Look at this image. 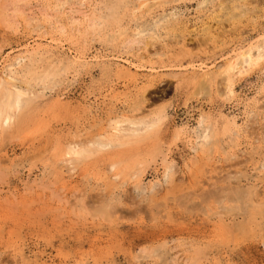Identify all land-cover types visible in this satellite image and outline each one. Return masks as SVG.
<instances>
[{
  "label": "rangeland",
  "instance_id": "rangeland-1",
  "mask_svg": "<svg viewBox=\"0 0 264 264\" xmlns=\"http://www.w3.org/2000/svg\"><path fill=\"white\" fill-rule=\"evenodd\" d=\"M61 1L0 0V77L36 47L49 50L39 71L65 68L20 126L0 134V264H264L249 206L235 208L236 195L220 189L249 186L264 200V0H148L142 14L137 0H122L106 20L97 18L104 0ZM149 30L158 35L145 46ZM247 48L263 57L222 81ZM132 113L165 117L143 139L63 163L66 141H87ZM206 130L216 133L204 142Z\"/></svg>",
  "mask_w": 264,
  "mask_h": 264
},
{
  "label": "bare ground",
  "instance_id": "bare-ground-1",
  "mask_svg": "<svg viewBox=\"0 0 264 264\" xmlns=\"http://www.w3.org/2000/svg\"><path fill=\"white\" fill-rule=\"evenodd\" d=\"M23 1V0H22ZM59 1V0H58ZM61 1V0H60ZM62 1H64V0H62ZM61 1V2H62ZM68 1V0H67ZM72 1V0H71ZM85 1H87V0H81V2L84 4L85 3ZM122 0H104V2H105V4H103L102 5V8H100V6H99V8H100V16H98L97 18H99V19H105V18H107L109 15L111 16V17H117V15L115 16V13L117 12V10L118 9H116L117 8V5L121 2ZM174 1V0H173ZM207 1V0H206ZM211 1V0H210ZM222 1V0H221ZM238 1V0H237ZM56 2H57V0H56ZM66 2V1H65ZM70 2V1H69ZM77 2H78V0H77ZM98 2V1H97ZM158 2V1H157ZM208 2V1H207ZM214 2V1H213ZM220 2V1H219ZM225 2V1H224ZM96 3V2H95ZM129 3V2H128ZM151 3H153V1L151 2ZM156 3V2H155ZM164 3V2H163ZM205 3V2H204ZM209 3V2H208ZM231 3V2H230ZM56 4V3H55ZM58 4V3H57ZM61 4V3H60ZM77 4V3H76ZM124 4H126V3H124ZM123 4V6H126V5H124ZM130 4V3H129ZM157 4V3H156ZM200 4V3H199ZM201 4H203V3H201ZM201 4L199 5V7L201 6ZM223 4V3H222ZM233 4V3H232ZM62 5L64 6V4L62 3ZM79 5V4H78ZM85 5V4H84ZM97 5V4H96ZM132 5V4H131ZM149 5L151 6L152 4H149V2H148V0H137V4H136V10L134 11L133 10V12L134 13H140V14H142V13H144L147 9H149ZM206 5V4H205ZM80 6H82L81 4H80ZM129 6V5H128ZM198 6V5H197ZM207 6V5H206ZM218 6H219V4H218ZM228 6V5H227ZM260 6V5H259ZM58 7H59V5H58ZM61 7V6H60ZM233 7V6H232ZM239 7V6H238ZM243 7V6H242ZM5 8V7H4ZM98 8V7H97ZM104 8V9H103ZM220 8H222V5H221V7ZM224 8V7H223ZM229 8H231V7H229ZM229 8H224V9H229ZM94 9V8H93ZM105 9H106V12H105ZM172 9V8H171ZM234 9V8H233ZM258 9V8H257ZM154 10V9H153ZM221 10V9H220ZM223 10V9H222ZM243 10V9H242ZM248 10V9H247ZM3 11V10H2ZM5 11V10H4ZM93 11H96V9L95 10H93ZM92 11V12H93ZM176 11V10H175ZM232 10H230V13H232L231 12ZM235 11V10H234ZM240 11H241V8H240ZM252 11V10H251ZM73 12V11H72ZM167 12H169V11H167ZM171 12V11H170ZM236 12V11H235ZM61 13V12H60ZM71 13V12H70ZM95 13V12H94ZM96 13H98L97 11H96ZM95 13V14H96ZM162 13H164V12H162ZM174 13V12H173ZM173 13H171V14H173ZM182 13V12H181ZM180 13V14H181ZM221 13V12H220ZM250 13V12H249ZM5 14H7V13H5ZM94 14V15H95ZM99 14V13H98ZM154 14V13H153ZM176 14H178V13H176ZM240 14V13H239ZM239 14H236V15H239ZM70 15V14H69ZM158 15V14H157ZM164 16H165V14H163ZM231 15V14H230ZM234 15H235V13H234ZM242 15V14H241ZM244 15V14H243ZM93 16V15H92ZM91 16V17H92ZM131 16V15H130ZM154 16V15H153ZM167 16V15H166ZM169 16V15H168ZM226 16V18H227V16L228 15H225ZM2 17V16H1ZM71 17H73V16H71ZM136 17V16H135ZM158 17V16H157ZM160 17V16H159ZM161 17H162V14H161ZM161 17H160V19H161ZM229 17V16H228ZM236 17V16H235ZM96 18V17H95ZM96 18V19H97ZM152 18V17H151ZM164 18V17H163ZM168 18H170V17H168ZM168 18H167V21H169L168 20ZM177 18L178 17H175V19L177 20ZM179 18H181V17H179ZM232 18H233V16H232ZM243 18V17H242ZM94 19V18H93ZM96 19H94V20H96ZM234 19V18H233ZM98 20V19H97ZM106 20V19H105ZM112 20V19H111ZM121 20V19H120ZM143 20V19H142ZM163 20H165V19H163ZM171 20L173 21L174 20V17L172 18L171 17ZM3 21V20H2ZM5 21V20H4ZM3 21V22H4ZM33 21V20H32ZM99 21V20H98ZM131 21V20H130ZM160 21V20H159ZM167 21H163L165 24H166V22ZM171 21V22H172ZM228 21V20H227ZM232 21V20H231ZM1 22V21H0ZM91 22V21H90ZM104 22V21H103ZM123 22V21H122ZM150 22H151V20H150ZM155 22V21H154ZM158 22V21H157ZM170 22V21H169ZM95 23H96V21H95ZM132 23V22H131ZM136 25H137V23L136 22H134ZM141 23V22H140ZM147 23V22H146ZM168 23V22H167ZM115 24V23H114ZM152 24H153V22H152ZM161 24H162V22H161ZM170 24V23H169ZM168 24V25H169ZM90 25V24H89ZM99 25H100V23H99ZM103 25H104V23H103ZM119 25H121V24H119ZM135 25V26H136ZM144 25V24H143ZM164 25V24H163ZM162 25V26H163ZM172 25H174V24H172ZM108 26H110V25H107V27ZM116 26V25H115ZM122 26V25H121ZM134 26V25H133ZM159 26V24H155V27L157 28ZM99 27V26H98ZM102 27V26H101ZM106 27V26H105ZM147 27H149V26H147ZM153 27H154V25H153ZM165 27V26H164ZM167 27V26H166ZM177 27V26H176ZM93 28H94V25H93ZM128 28V27H127ZM126 28V29H127ZM135 29H136V27H134ZM150 28H152V27H150ZM95 29V28H94ZM108 29V28H107ZM126 29H124L125 31H126ZM134 29V30H135ZM162 29V28H161ZM167 29H169V28H167ZM1 30V29H0ZM118 31H119V29H117ZM123 30V31H124ZM134 30H133V32H134ZM146 29H136V35L135 36H137V34L138 35H140V36H142V34H144ZM181 30V29H180ZM111 31V30H110ZM121 31V30H120ZM119 31V32H120ZM121 32V33H124V32ZM129 31V30H128ZM164 32V34L166 33V31L165 30H163ZM174 31V30H173ZM184 31V30H183ZM102 32V31H101ZM104 32V31H103ZM144 32V33H143ZM148 33L150 32V34H148L147 33V35H145V36H147L148 38L147 39H149L148 41H144L145 42V46H148V45H152V40H155L156 39V36L158 35V31H151V30H149V31H147ZM126 33V32H125ZM128 33V32H127ZM162 32L160 33V34H163ZM172 33V32H171ZM170 33V34H171ZM107 34H109V30H108V32H107ZM106 34V35H107ZM117 35H118V33H116ZM119 35H120V33H119ZM123 35V34H122ZM122 35H120V36H122ZM108 36V35H107ZM113 36V35H112ZM112 36H110L111 38H114V40H115V37H112ZM125 36V35H124ZM139 36V37H140ZM118 37V36H117ZM129 37H131V36H129ZM159 37H160V35H159ZM261 37V36H260ZM259 37V38H260ZM109 37H107L106 39H108ZM111 38H109V39H111ZM131 38H133V37H131ZM108 39V40H109ZM259 40V39H258ZM113 41V40H112ZM135 41V40H134ZM133 40H132V42H134ZM261 41V40H260ZM262 41H264V39L262 40ZM38 43V42H37ZM250 44V43H249ZM261 44V43H260ZM251 45V44H250ZM264 45V44H263ZM243 46V45H242ZM33 48H34V46H32ZM250 47V46H249ZM261 47V46H260ZM264 47V46H263ZM28 48V47H27ZM30 49H31V47H29ZM28 48V49H29ZM51 48V47H50ZM255 48V47H254ZM244 49V48H243ZM257 50V49H256ZM262 50V49H261ZM263 51V50H262ZM262 51H260L259 50V52H258V54L254 57L252 54H251V52H252V50H251V48H247L245 51L243 50L242 52H240V53H238L237 55L233 52V54H235L236 55V57L235 58H232L231 60H229L227 63H226V67H225V70H224V72H222V69L220 70L223 74H225L224 76H225V79H223L222 78V81L223 80H227V81H224V82H229L232 78H231V75H232V73L235 71V70H237V72H239V74L241 73V72H244V71H246V70H244V68H246V67H250L252 64H254V65H257L255 62H257L256 60H258V59H260L261 57H263V52ZM21 52V51H20ZM48 52H49V50L47 49V48H40V47H36V48H34L32 51H30L29 52V50H28V55L27 56H23V57H17L18 59L13 63V64H7L8 66V70L3 74L4 76H2V77H0V134L2 133V132H7V130H10V129H12V128H14L15 127V124H17V127H19L20 126V124L24 121V119H25V117L27 116V113L28 112H30V110H32L33 108H37L38 107V105H37V103H35L39 98H41L42 96L44 97V90L46 89H48V88H51L52 89V85H54L55 83H58V82H56L57 81V79H56V77H58V76H60L61 74H60V72H61V70L62 71H64L65 70V68L64 69H59V68H56V69H46V70H43V71H39L38 69V66L36 65L40 60H43V59H46V58H48ZM239 52V51H238ZM256 52V51H255ZM231 54V53H230ZM230 54L228 55V56H230ZM234 55V56H235ZM27 57V61H29L28 62V64L26 63V67L25 68H23L24 70H23V72H20L19 70H17V67L16 66H21L22 67V60H24L25 58ZM227 58V57H226ZM12 59V58H11ZM13 59H14V57H13ZM75 59V58H74ZM52 62H53V60H52ZM67 62H69V60L67 61ZM76 62V61H75ZM77 62H80V61H78L77 60ZM5 63H7V62H5ZM9 63V62H8ZM12 63V62H11ZM46 63V62H45ZM70 63V62H69ZM69 63H67V65L69 64ZM71 63H72V61H71ZM71 63H70V65H71ZM50 64V63H49ZM224 64V63H223ZM16 65V66H15ZM24 65V64H23ZM51 65H52V63H51ZM50 65V66H51ZM75 65V64H74ZM253 65V66H254ZM47 66V65H46ZM72 66V65H71ZM45 67V66H44ZM255 67V66H254ZM20 68V67H19ZM52 68V67H51ZM69 68H70V66H69ZM72 68H75V66H72ZM212 68V67H211ZM4 69H5V67H4ZM216 69H218V68H216ZM214 70V69H213ZM211 70H210V74H211ZM220 72V73H221ZM61 73H64V72H61ZM2 74V73H1ZM238 74V75H239ZM213 75V74H212ZM218 75V74H217ZM220 75V74H219ZM218 75V76H219ZM236 75V74H235ZM64 76H65V74H64ZM61 77V76H60ZM203 77V76H202ZM212 77H214V76H212ZM232 77H235V76H232ZM203 78H205V77H203ZM203 78H201V79H203ZM60 79V78H59ZM221 79V78H220ZM234 79V78H233ZM63 81V80H62ZM205 81V80H204ZM203 81V82H204ZM60 82H61V79H60ZM202 82V81H201ZM207 82V81H206ZM232 83V82H231ZM231 83L229 84V85H231ZM197 84H198V82H197ZM200 84V83H199ZM199 84H198V86H199ZM203 84V83H202ZM205 85H206V83H204ZM203 84V85H204ZM208 84V83H207ZM226 84V83H225ZM55 86V85H54ZM201 86V85H200ZM199 86V87H200ZM207 86V85H206ZM206 86H204V88L206 87ZM225 86V85H224ZM203 87V86H202ZM226 87H228V86H226ZM226 87H224V88H226ZM207 88H209V86L207 87ZM229 88V87H228ZM231 88V87H230ZM45 90V91H46ZM205 90V89H204ZM232 90V89H231ZM209 91V90H208ZM225 91H226V89H225ZM224 91V92H225ZM226 92H228V91H226ZM232 92V91H231ZM229 93V92H228ZM227 95V94H226ZM229 95V94H228ZM46 96V95H45ZM143 97H144V95H143ZM139 104V103H138ZM137 104V105H138ZM144 104V103H143ZM142 105V104H141ZM141 105L139 106L140 108H141ZM143 106H145V105H143ZM135 110H137V108H135L134 110H132L133 112L135 111ZM131 112V111H130ZM124 113V112H123ZM127 113V112H126ZM135 113V112H134ZM137 115H139V113L137 114ZM141 115V114H140ZM146 115H148V113L146 114ZM136 116L135 114H129V115H126V114H122L121 116L119 115L118 117H116L115 119H109L108 120V123H107V127H108V129L109 130H106V132H100V133H98L95 137H93V138H91V139H89V140H87V141H82V140H68V141H66L62 146H61V152H60V154H59V156L62 158L61 160L63 161V163L64 162H66V164H68V165H71L72 167L74 166V165H77V163H81V162H83V161H85V160H87L88 158H90L92 155H94L95 153H100V152H103V151H107V150H110V149H113L114 147H117V146H120V145H123V144H125L126 142H130V141H134V140H139V139H143V138H145L146 136H148V135H150L154 130H156V127L158 126V122L159 121H161L165 116L164 115H161V114H159V116H157L156 118H149V119H147V117L148 116ZM200 120V119H199ZM198 123V122H197ZM209 124V123H208ZM200 126H202V124H200ZM209 126V125H208ZM239 126V125H238ZM197 127V126H196ZM243 127V126H242ZM195 128V127H194ZM193 128V129H194ZM198 128V127H197ZM204 128V127H203ZM199 129V128H198ZM241 129V128H240ZM245 129V128H244ZM243 129V130H244ZM248 129V128H247ZM205 130V129H204ZM196 131V129L194 130V132ZM199 131V130H198ZM197 131V132H198ZM201 131H203V130H201ZM212 131V130H211ZM247 131V130H246ZM214 131H212V133H213ZM241 132H242V129H241ZM216 133V132H215ZM215 133L213 134V135H215ZM236 133V132H235ZM242 133H244V131L242 132ZM241 134V133H240ZM194 135L195 136H197L196 135V133H194ZM213 135H211V133L208 131V130H206V132H204V134H203V140H204V142H207L209 139H211V136H213ZM225 135V134H224ZM230 135V134H229ZM199 136H202L201 134L199 135ZM199 136H198V138H199ZM241 136V135H240ZM264 136V135H263ZM214 137V136H213ZM220 137V136H219ZM202 138V137H201ZM236 138V137H235ZM256 138V137H255ZM200 139V138H199ZM214 139H216V138H214ZM220 139V138H219ZM212 140V139H211ZM217 140V139H216ZM222 140V137H221V139H220V141ZM255 141V140H254ZM62 142V141H61ZM192 142V141H191ZM213 142V141H212ZM234 142H235V139H234ZM234 142H232V143H234ZM256 142V141H255ZM263 142V141H262ZM60 143V142H59ZM258 143H259V141H258ZM264 143V142H263ZM196 144V143H195ZM235 144V143H234ZM58 145H61V143L60 144H58ZM192 145H193V143H192ZM211 145V144H210ZM214 146H215V144H213ZM212 145V146H213ZM236 145V144H235ZM253 145V144H252ZM264 145V144H263ZM196 146V145H195ZM191 147H193V146H191ZM197 147V146H196ZM202 147L204 148L205 147V145L204 144H202ZM212 148V147H211ZM192 149H194L195 151H196V148H192ZM258 149V148H257ZM261 149V148H260ZM264 149V148H263ZM193 150V151H194ZM211 150V149H210ZM254 150V148L251 150V152H254L253 151ZM194 151V153H196ZM198 153H199V150L197 151ZM205 152V151H204ZM210 152V151H209ZM255 152H256V154H257V150H255ZM254 152V153H255ZM259 152H261V151H259ZM264 153V152H263ZM262 153V154H263ZM203 154V153H202ZM253 154V153H252ZM251 154V155H252ZM249 155V154H248ZM254 155V154H253ZM252 155V156H253ZM264 155V154H263ZM259 156V155H258ZM259 158H261V159H263L264 160V158H262V157H259ZM260 162V164H261V160L259 161ZM262 163H264V162H262ZM58 164V163H57ZM260 164H259V166H260ZM59 165V164H58ZM63 165H65V164H63ZM173 165V164H172ZM252 165H254V164H252ZM261 165H263V164H261ZM66 166V165H65ZM168 167V166H167ZM261 167V166H260ZM111 168L113 169L114 168V165H111ZM256 168H257V166H256ZM61 169V168H60ZM170 169V168H169ZM174 169V168H173ZM58 170H59V168H58ZM69 170H71V169H69ZM166 170H168V169H166ZM259 170V169H258ZM61 171V170H60ZM64 171H66V170H64ZM72 171H73V169H72ZM174 171V170H173ZM71 172V171H70ZM168 172H172V170H170V171H168ZM240 172V171H239ZM238 172V173H239ZM264 172V171H263ZM166 173H167V171H166ZM170 173H168L167 174V176H165L166 177V179H167V177H171V175L172 174H170ZM241 173H242V171H241ZM240 173V174H241ZM67 174V173H66ZM65 174V175H66ZM165 174V173H164ZM246 174V173H245ZM258 174V173H257ZM263 174V173H262ZM68 175V174H67ZM70 175V174H69ZM166 175V174H165ZM236 175V174H235ZM242 175V174H241ZM71 176V175H70ZM136 176V175H135ZM234 176V175H233ZM245 176V175H244ZM243 176V177H244ZM258 176V175H257ZM261 176V174L259 175V177ZM63 177V176H62ZM69 177V176H68ZM107 178H109V176H106ZM116 177H118V175L116 174ZM139 177V176H138ZM249 177V176H248ZM112 178V176L110 177V179ZM119 178V177H118ZM239 178H240V176H239ZM250 178V177H249ZM254 178V177H253ZM252 178V179H253ZM262 178V177H261ZM114 179V178H113ZM117 179V178H116ZM237 179H238V177H237ZM244 179V178H243ZM255 179H256V177H255ZM254 179V180H255ZM263 179V178H262ZM261 179V180H262ZM169 180V179H168ZM251 180V179H250ZM257 180H260V179H257ZM264 180V179H263ZM263 180H262V183H263ZM249 181V180H248ZM112 182H113V180H112ZM164 183H165V180L163 181ZM242 182V181H241ZM256 182V181H255ZM259 182V181H258ZM261 182V181H260ZM252 183H254V182H252V180H251V184ZM153 184H155V183H153ZM157 184H158V182H157ZM160 184V183H159ZM158 184V185H159ZM239 184H240V182H239ZM238 184V185H239ZM242 184V183H241ZM243 184H245V183H243ZM250 184V185H251ZM134 185V184H133ZM148 185V184H147ZM161 185V184H160ZM255 185H256V183H255ZM258 185V184H257ZM261 185V184H260ZM155 186V185H154ZM228 186V185H227ZM145 187V186H144ZM144 187H141V188H144ZM158 187V186H157ZM243 187V186H242ZM248 187V188H247ZM251 187V186H250ZM257 187V186H256ZM152 187H150V189H151ZM217 188V187H216ZM216 188L214 189V190H216ZM244 188V187H243ZM246 190L244 191V192H242L241 190V192L238 190L239 189V186L238 187H233V186H229V187H226V185H225V187H224V185H223V187H220V189H221V192H227V191H229L230 193H232V194H234V196L235 197H233L234 199H231L232 201H234V203H232V204H234V207L236 208V207H238V204L240 205V204H244V206L246 207V206H249V209H247L248 211H247V217L249 218H247L248 220H249V222H248V220L246 221V222H248V224H249V226L252 228L254 225L256 226H254L253 228L254 229H256L257 228V230H256V232L255 233H260V237L261 238H264V200H261V201H257V197L259 196V191L258 192H256V191H253L252 189H249V186H246ZM263 188H264V186H263ZM219 189V188H218ZM256 189V188H255ZM142 190V189H141ZM145 190V189H144ZM146 190H148L147 189V187H146ZM134 191V190H133ZM149 191V190H148ZM217 191V190H216ZM261 191V190H260ZM137 192H140V191H137ZM136 192V193H137ZM219 192V191H218ZM264 192V191H263ZM150 193V192H149ZM148 193V194H149ZM213 193H215L216 194V192H212V193H210V192H208L207 194L208 195H206V197H208V196H210V198H212L214 195H213ZM144 194H146L145 192H144ZM151 194V193H150ZM226 194V193H225ZM228 194V193H227ZM136 195V194H135ZM219 197H220V195H218ZM227 196V195H226ZM233 196V195H232ZM139 197V196H138ZM142 197V196H141ZM144 197V196H143ZM215 197V196H214ZM217 197V196H216ZM215 197V198H216ZM218 197V198H219ZM146 198V197H145ZM226 198V197H225ZM228 198V197H227ZM223 199V198H222ZM207 200V199H206ZM230 200V201H231ZM220 201H222V200H220ZM220 201H218L219 203H221ZM231 201V202H232ZM218 203V204H219ZM231 203H230V206L232 205ZM229 206V207H230ZM233 206V205H232ZM220 207H222L221 205H220ZM228 207V206H227ZM226 207V208H227ZM243 208V207H242ZM224 208H222V210H223ZM232 209V208H231ZM238 209V208H237ZM246 210V209H245ZM234 211V210H233ZM227 212V211H226ZM241 212V211H240ZM240 212L238 211V215H240ZM225 213V212H224ZM232 213V212H231ZM245 213V212H244ZM227 214V213H226ZM228 214L230 215V213L228 212ZM243 214V213H242ZM234 215H235V213H234ZM234 215H232V216H234ZM237 215H235V217H236ZM245 216V215H244ZM220 217V216H219ZM226 217V216H225ZM234 218V217H233ZM232 218V219H233ZM237 218H238V216H237ZM241 219V218H240ZM246 219V218H245ZM221 220H223V219H221ZM226 220V219H225ZM234 220H236V219H234ZM238 221V220H237ZM240 221V220H239ZM242 221V220H241ZM223 222V221H222ZM235 222V225H236V221H233V223ZM245 222V223H246ZM242 223H244V222H242ZM228 224V223H227ZM248 224H246V225H248ZM224 225V224H223ZM245 225V226H246ZM248 226V227H249ZM247 227V226H246ZM250 228V229H251ZM252 228V229H253ZM252 229H251V231H252ZM233 230V229H232ZM248 230V229H247ZM246 228L245 227H243V226H241V227H238L237 229H236V234H242V233H246ZM250 231V230H249ZM229 233V232H228ZM251 234V233H250ZM254 234V233H253ZM255 235V234H254ZM257 235V234H256ZM256 235L255 236H253V238H255L256 237ZM228 237V236H227ZM259 238V237H258ZM234 240H235V246H239L238 244V239L237 238H234ZM262 244H264V243H262ZM159 248V247H158ZM163 248H164V246H163ZM252 247H247V250H250ZM159 250V249H158ZM158 252V251H157ZM156 252V253H157ZM163 252V251H162ZM161 253V252H160ZM162 254V253H161ZM160 254V255H161ZM161 259V258H160ZM29 263V262H28Z\"/></svg>",
  "mask_w": 264,
  "mask_h": 264
}]
</instances>
